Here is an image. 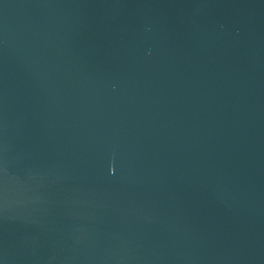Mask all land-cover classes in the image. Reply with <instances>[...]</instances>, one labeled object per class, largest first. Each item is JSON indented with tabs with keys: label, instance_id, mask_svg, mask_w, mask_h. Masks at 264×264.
Returning <instances> with one entry per match:
<instances>
[{
	"label": "water",
	"instance_id": "water-1",
	"mask_svg": "<svg viewBox=\"0 0 264 264\" xmlns=\"http://www.w3.org/2000/svg\"><path fill=\"white\" fill-rule=\"evenodd\" d=\"M0 264H264V0H0Z\"/></svg>",
	"mask_w": 264,
	"mask_h": 264
}]
</instances>
